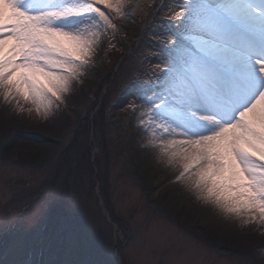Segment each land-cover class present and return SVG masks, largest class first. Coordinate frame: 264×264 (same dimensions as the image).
<instances>
[{"label": "snow or ice", "instance_id": "6c2138e0", "mask_svg": "<svg viewBox=\"0 0 264 264\" xmlns=\"http://www.w3.org/2000/svg\"><path fill=\"white\" fill-rule=\"evenodd\" d=\"M158 85L132 106L175 182L245 224H264V0H178ZM131 0H0V99L49 118ZM160 65L158 64L157 67ZM135 99V97H133ZM158 143H151L156 142ZM6 223L0 228L10 227Z\"/></svg>", "mask_w": 264, "mask_h": 264}, {"label": "rangeland", "instance_id": "374dc122", "mask_svg": "<svg viewBox=\"0 0 264 264\" xmlns=\"http://www.w3.org/2000/svg\"><path fill=\"white\" fill-rule=\"evenodd\" d=\"M131 2L135 15L121 21L125 27L114 36L106 34L93 57L95 70L85 77V88L72 103L65 99L58 109L63 114L62 125L53 133L47 127L31 129L28 125L8 130L25 145L26 141L50 142L52 148L40 155L29 146L30 150L6 156V142L0 136V226L11 225L0 228V236L10 232L14 238L4 252L9 254L7 264H264V235L257 231L264 224L239 223L237 232L222 230L218 236L212 224L218 222L219 209L199 201L203 217L192 223L154 196L157 187L145 186L142 161L130 144L131 133L135 134L132 122L139 120L132 106L148 93L149 85L160 83L158 77L164 70L153 62L151 50L160 47L156 34L170 35L173 28L168 25L179 24V18L174 21L171 10L176 6L171 0ZM102 100L105 122L97 126ZM84 117L91 127L95 121L97 125L89 131L77 128ZM73 141L80 157L85 156L89 163L84 161L79 168L83 176L71 177L65 187L67 177L57 176V166L64 160L69 164L66 156ZM27 154H34L30 161L25 160ZM159 163L151 166H165ZM175 176L176 172L169 178L175 181ZM64 202L68 203L65 213L54 225L47 224L51 206ZM221 213L227 220L240 221ZM133 228L137 232L131 233ZM239 232L251 237L249 242ZM124 237V245L116 253L115 246Z\"/></svg>", "mask_w": 264, "mask_h": 264}, {"label": "bare ground", "instance_id": "6f19581e", "mask_svg": "<svg viewBox=\"0 0 264 264\" xmlns=\"http://www.w3.org/2000/svg\"><path fill=\"white\" fill-rule=\"evenodd\" d=\"M171 1L174 2V5L176 6V8L179 6L178 0H171ZM189 2L190 0H184L185 4ZM174 21L175 22L178 21L176 16H174ZM175 25L177 26V28H179L178 26L179 24H175ZM169 26L173 28L172 32L177 30L176 28L173 27V24L168 25V27ZM151 53H153V56H154L153 62L159 64L164 70V68L166 67V63L162 62V60L157 59V56L163 57L164 53L158 52L157 49H152ZM92 62H95V61L92 59ZM92 62L90 66L87 68V70L84 72V75L79 80L74 82L71 93L66 95L65 99L70 101L71 103L74 101V98L77 97L82 92V90L85 88V83L87 81L85 77H88L95 70V67H93L94 65ZM1 100L2 99H0V101ZM1 104L2 105H0V136L4 137V141L6 142V150H4V155L9 156L10 154H15L25 149L30 150L28 148L29 146L35 147V150H37L35 151V154L39 153L41 155L52 148V144L50 142L34 143L33 141L32 142L26 141V145H27L26 147V145L22 143L24 142L23 140L19 141L18 139L11 137V134L9 133V131L12 129H18L19 127L28 125V127L31 129L39 128L41 130L42 129L45 130V128L47 127V130L50 129L51 133H53L52 130H57L59 126H61L63 123V114L61 112L56 110L55 115L51 116L50 118L47 115L41 116L39 113H36V112L29 114L27 111L29 106L26 107V103H24L21 100L20 106L25 111L21 114H17L15 107H14L15 102H13V104L8 105V106H5L4 102H2ZM132 125H133V128L135 129V134L131 133L130 144L134 146V150H136V153H135L136 157L138 159H141L142 161L140 165H141L142 172L144 174L145 186L149 188L157 187L156 188L157 191L153 192L154 196L156 197L158 196L157 198L158 200H162V201L164 200L163 202L166 204L168 208L169 206H171L172 209L177 208L180 211L179 214L181 216H186L187 218H189V220L192 223L200 220V218H202L203 216L200 214L198 210V205H199L198 203L200 202L203 204L205 203L197 199L195 194L188 191L182 183H176L175 181H172L173 179L172 177L171 179L169 178L170 175L176 172L174 166H169L166 164L162 168H159V167L154 168L153 166H151L152 164H155L156 162L159 163L160 161L155 155L154 149L152 147L145 146L146 144L150 143V141L148 140V137L145 135L144 131L142 130L139 120H134L132 122ZM137 125L139 127H137ZM151 143H158V141L151 142ZM32 156H34V154L33 155L27 154V157L25 158V160L30 161ZM144 159L146 163H148V165L144 162ZM190 197L192 201H190L189 199ZM212 211H213V208L209 210V214L207 218L210 217ZM218 216H217L218 220H216L218 222L217 223L213 222L212 224V230L218 236L220 234H223L222 230H224L225 233H234L235 231L237 232V227L241 229V227L239 226V223L245 224L241 220L239 222L233 219L227 220L225 219V216L221 212L218 213ZM225 220L229 221V223L231 224V225L230 224L227 225V229L224 226ZM222 223H223V226H222ZM231 226L233 227L231 228ZM257 231H258V234L260 233L261 235L262 234L264 235V225H261ZM207 233L208 234L206 235H209V232ZM240 235H241L240 237L242 238V240L244 239L246 242H249L251 237L248 239L244 234H242V232L240 233ZM219 246L225 248V246H223L222 244H219Z\"/></svg>", "mask_w": 264, "mask_h": 264}, {"label": "trees", "instance_id": "16d2710c", "mask_svg": "<svg viewBox=\"0 0 264 264\" xmlns=\"http://www.w3.org/2000/svg\"><path fill=\"white\" fill-rule=\"evenodd\" d=\"M103 118H104V109L102 107L101 108V114H100L101 121L99 122L98 125H97V122L95 121L92 124V127H94V124L95 123H96L95 126L96 125L99 126L101 123H103ZM80 127H83L85 131H89L90 130L89 127H91V125H89V118H87V117L82 118V120L78 124L77 128H80ZM101 127H103V125H101ZM74 141H75V139H74ZM74 141H73V144L70 145V146H72L71 149L69 150V151H71L70 152V155H67L66 156V158H68L69 164L67 162H65V160H64V161H61L62 163L60 162L58 164V166H57V168H58L57 176L67 177V179L65 180L64 184L62 185V186H65V187L68 184L67 183V180H69L71 177H75V178L82 177L83 175H81V173H80L81 169H79V168H82V164H83L84 161H87V163H89L88 162L89 161L88 158L86 160V157L85 156L84 157H80V155H79V147L78 146H76V147L74 146ZM72 150H73V152H72ZM79 158H80V160H78ZM60 166H61V168H60ZM63 171H65V172H63ZM106 174H107V172H106ZM104 181L106 182L107 179L104 178ZM70 185L71 184L68 185L69 189H71V186ZM93 186L94 185H92V188H93ZM65 189H67V188H65ZM67 199L68 198H66L64 201H67ZM67 205H68V203L66 204V202H64L61 205H57V204L52 205L51 206V215L53 217H56V216L59 217V216L63 215L65 213V210H66L65 207H67Z\"/></svg>", "mask_w": 264, "mask_h": 264}, {"label": "flooded vegetation", "instance_id": "af4514ba", "mask_svg": "<svg viewBox=\"0 0 264 264\" xmlns=\"http://www.w3.org/2000/svg\"><path fill=\"white\" fill-rule=\"evenodd\" d=\"M0 235H2L1 232H0ZM8 235L11 236L10 232L9 233L7 232V234H4L3 236H0V252L4 253L5 250H7V249L9 250L10 242H9V239H8ZM8 255L4 259L2 258L3 260H2V262L0 264H7Z\"/></svg>", "mask_w": 264, "mask_h": 264}]
</instances>
